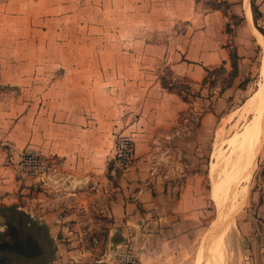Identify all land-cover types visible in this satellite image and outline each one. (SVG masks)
<instances>
[{
	"label": "crops",
	"instance_id": "0c3cea01",
	"mask_svg": "<svg viewBox=\"0 0 264 264\" xmlns=\"http://www.w3.org/2000/svg\"><path fill=\"white\" fill-rule=\"evenodd\" d=\"M200 1L0 0V100L6 102L5 117L0 121V125L4 123L0 129V207H13L46 226L55 247L50 264H107L103 253L109 249L131 252L141 263L159 248L175 256L178 246L188 243V237L199 228L204 177L191 168L206 138L213 134L217 108L221 102L233 99L241 91L239 85L248 80L255 61L253 54L260 49L252 28L264 38V0H246L249 20L245 0H217L228 6L226 15L212 9L207 0ZM161 5L181 8L180 15L166 21L198 22L183 50H170L165 42L159 44L174 79L199 87L206 75L204 69L220 66L229 79L230 51L238 57L236 76L229 88L213 98H207L202 88V97L192 103L166 92L159 80L152 82L144 93L140 111L129 117L133 118L128 126L110 131H133L136 149L133 162L111 184L106 175V128L90 121L88 112H70L67 118L78 119L79 125L68 136V126L57 122L66 114L49 105L44 107L49 90L44 92L43 80L33 77L37 61L42 60V36L60 34L57 23H66L67 42L61 52L66 53L69 64V55L75 53L69 42L74 34L69 31H74L71 23L76 20V11L89 16L84 11L90 7H99L100 15L108 14L107 7L125 9L128 13L124 19L136 22L140 18L148 20L155 6ZM198 5L204 9L199 11ZM230 15L238 19L236 24L228 21ZM226 22L230 23V33L225 32ZM22 39L26 44L23 48ZM170 53L177 59H170ZM64 81L54 79L51 86ZM48 98V102L54 100ZM13 109L19 110L15 118L10 114ZM187 110L201 112L198 124L190 123L180 131L178 120ZM157 131L173 132L165 137L172 146L173 163L163 172H158L144 156L155 142ZM24 148L51 159V171L40 179H19L14 164ZM260 170L248 200L256 216L248 217L242 227L248 264H264V164ZM37 187L43 191H36ZM5 228L0 215V232ZM93 239L98 241L96 248L92 246Z\"/></svg>",
	"mask_w": 264,
	"mask_h": 264
},
{
	"label": "rangeland",
	"instance_id": "374dc122",
	"mask_svg": "<svg viewBox=\"0 0 264 264\" xmlns=\"http://www.w3.org/2000/svg\"><path fill=\"white\" fill-rule=\"evenodd\" d=\"M198 2L201 1L198 0ZM207 2L208 4H217L216 1L212 2V0ZM202 9L204 8L198 5V10L202 11ZM124 10L107 7L108 14H105L106 16L99 14V7L86 9L84 12L89 13V16L82 15V11H76V20L71 23L74 31H69L74 34V38L70 39L69 33V42L74 45L75 53L69 55V64H67L66 53L61 52L62 45L66 46L67 42L66 23H57L58 29L61 30L60 34L42 36V60L41 62L37 61L38 68L33 74V77L36 76L43 80V90L44 92L49 90L47 95L50 100L51 97L54 98L53 101L48 102L49 98L46 96L44 107L49 105L56 112L66 114L60 116L57 122L59 125L68 126V128L66 127L68 136L74 132L71 129L79 125L78 119L70 116L67 118L70 112H88L91 115L90 121H94L96 126L106 128L108 134L107 165L112 157L114 145L119 138L131 139L134 150H136L135 138L131 135L133 131L129 133H123L124 131L120 130L119 132L110 131L120 126H128L133 118L129 119V117L140 111L139 106L144 98V93L152 82L157 81L160 77L166 81L182 82L180 84L183 87H190V91H187L189 93L187 98L188 102L192 103V101L197 100L196 98L202 97L200 93L202 88L205 89L203 94L207 98L215 97L220 87L228 80L224 72L218 71L210 76L207 84L204 86L200 84L197 87L190 85L185 80L174 79L167 72L168 68L165 66L162 52H160L162 51L160 42L169 44L170 50L181 51L184 49L190 33L198 25V22H190L191 25L188 27L187 24H190L188 22L166 21V19H173L176 15H180V7L155 6L148 20L140 18L141 20L136 22L124 19L128 13ZM120 17H123L124 21L114 20V18ZM227 18L228 21L234 22L230 17ZM226 24L225 32L230 33V23L226 22ZM25 45L22 39V48ZM254 53L253 60L255 61L248 71V80L239 85L241 91L237 92L238 94L233 99L221 102L217 108L218 122L213 134H209V137L206 138L203 149L199 152V156H196L198 158L196 164L191 168L200 171L204 177L202 190L205 198L202 202L203 212L198 214L201 222L199 228L192 237H188V243L178 246L175 256L168 254L166 248H159L157 252L149 254L146 260L140 264H198L201 240L217 218L216 198L220 199L221 197L223 200L222 196L225 192L218 185L223 175L221 171H223L224 166L221 167V165H224V162L221 159L222 162L214 160L213 154L216 151H221V154L226 155V147L223 144L221 146V143L234 133L240 132L248 122L249 115L245 116L246 118L240 116L242 114L240 112L241 107L243 102L258 89V84L261 81L259 66L262 52L258 49ZM169 55L170 59H177L176 55H171V53ZM60 78L65 80L64 84L58 83L51 86L54 79ZM68 89H73V92L68 91ZM131 94H133V99H131ZM5 104L4 100H0V121L5 117ZM18 112V109H13L10 114L15 118ZM199 114H201L200 111L189 110L181 113L178 120L180 131L198 124ZM5 119L10 118L6 117ZM3 128L4 123L1 122L0 129ZM110 133H112L111 136ZM171 134H173L172 131H157L154 136L155 142L151 144V148L144 155L152 162L158 172L165 171L173 163L172 146L165 138ZM49 160L52 163V160ZM262 164H264V142L257 153L253 171L242 183V186L246 187L245 195L238 204L230 205L231 203H229L230 214L227 215V225L225 223L227 235L224 236L226 244L224 247V264H248L244 258L248 248L242 227L248 217L256 216V210L254 211V206L249 204L248 200L252 188L256 187V179L261 172ZM211 166L216 168L213 174L210 173ZM217 171L218 173H216ZM115 180L108 179V182L114 184ZM235 185L238 188L239 185ZM219 188L222 189L218 190ZM32 189L35 190L33 187ZM40 190L41 188H36V191Z\"/></svg>",
	"mask_w": 264,
	"mask_h": 264
},
{
	"label": "bare ground",
	"instance_id": "6f19581e",
	"mask_svg": "<svg viewBox=\"0 0 264 264\" xmlns=\"http://www.w3.org/2000/svg\"><path fill=\"white\" fill-rule=\"evenodd\" d=\"M245 13L246 18L249 20L250 15L246 0ZM252 31L262 52L259 66V77L261 81L258 84V89L243 102L241 107L240 112L242 114L240 116L245 117L249 115L250 118L248 122L240 132L234 133V135L221 143V146L223 144L226 147V155L221 154V151H216L213 154L214 160L219 161L221 159L224 162V165H221V167L224 166V169L223 171L220 170L223 175L221 178L219 177L220 182L218 185H220L225 192L222 196L223 200L221 197L220 199L216 198L217 218L201 240L198 264H224V247L226 245L224 236L227 231L226 222L230 214L229 203H231L230 205L235 203L238 204L245 195L246 187H243L242 183L253 171L257 153L264 142V38L253 28ZM223 155L225 156L223 157ZM221 160L219 162H222ZM213 167L214 166H211L210 168L211 174H213L214 169H216ZM216 173H218V171ZM235 184L239 185L238 188ZM212 186L214 187V185Z\"/></svg>",
	"mask_w": 264,
	"mask_h": 264
},
{
	"label": "trees",
	"instance_id": "16d2710c",
	"mask_svg": "<svg viewBox=\"0 0 264 264\" xmlns=\"http://www.w3.org/2000/svg\"><path fill=\"white\" fill-rule=\"evenodd\" d=\"M213 1L217 2V0ZM210 7L221 11L224 15H226L228 9V6L224 2H217L216 5L210 4ZM229 17L234 21L232 24L238 22L236 17L232 15ZM226 26L228 27V24ZM237 59L238 57L235 52L230 51V78L220 87L219 93L231 86L232 79L236 76L237 72ZM204 70L206 75L201 82V86L209 82L208 80L213 73L218 71L224 72V67L220 66ZM167 72L172 77V73L169 70ZM158 80L160 86L166 92L177 95L182 101H188L187 95L189 93L187 91H190V87H183L180 84L182 82L176 80L166 81L162 77ZM108 167L109 164L107 165V169ZM0 215L4 218L6 226L5 230L0 232V264H50L54 256L55 247L45 225L30 219L22 211H18L13 207H0Z\"/></svg>",
	"mask_w": 264,
	"mask_h": 264
},
{
	"label": "built area",
	"instance_id": "2783aa9c",
	"mask_svg": "<svg viewBox=\"0 0 264 264\" xmlns=\"http://www.w3.org/2000/svg\"><path fill=\"white\" fill-rule=\"evenodd\" d=\"M135 158L134 144L131 139L121 137L115 143L109 167L106 171L109 179H116ZM18 177L22 180L40 179L51 171L48 157L31 148H24L19 152L14 164ZM98 245L97 239L92 240L93 248ZM103 257L107 264H140L139 259L128 251L106 250Z\"/></svg>",
	"mask_w": 264,
	"mask_h": 264
}]
</instances>
